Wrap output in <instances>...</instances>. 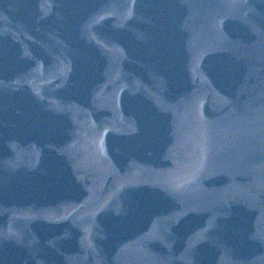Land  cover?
Here are the masks:
<instances>
[{
  "label": "water",
  "instance_id": "obj_1",
  "mask_svg": "<svg viewBox=\"0 0 264 264\" xmlns=\"http://www.w3.org/2000/svg\"><path fill=\"white\" fill-rule=\"evenodd\" d=\"M0 264H264V0H0Z\"/></svg>",
  "mask_w": 264,
  "mask_h": 264
}]
</instances>
